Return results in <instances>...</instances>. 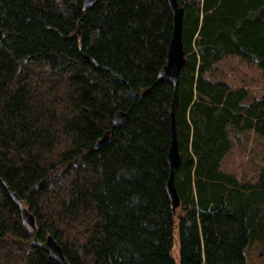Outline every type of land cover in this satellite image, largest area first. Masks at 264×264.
Segmentation results:
<instances>
[{
  "label": "trees",
  "instance_id": "16d2710c",
  "mask_svg": "<svg viewBox=\"0 0 264 264\" xmlns=\"http://www.w3.org/2000/svg\"><path fill=\"white\" fill-rule=\"evenodd\" d=\"M177 2L186 63L173 88L159 77L168 0H0V264H57L11 192L68 264H176L175 227L178 264H246L255 243L264 255V146L256 184L222 171L238 135L264 139V93L246 104V89L210 78L229 57L264 76V0Z\"/></svg>",
  "mask_w": 264,
  "mask_h": 264
},
{
  "label": "water",
  "instance_id": "95a60500",
  "mask_svg": "<svg viewBox=\"0 0 264 264\" xmlns=\"http://www.w3.org/2000/svg\"><path fill=\"white\" fill-rule=\"evenodd\" d=\"M97 0H83V10H88ZM168 7L172 17V32L167 47L164 66L159 72V77L169 83L173 88L179 83V76L186 60L182 44V23L184 10L177 0H168ZM126 116L123 113H117L113 116L112 127L118 128L125 122ZM170 121V143L166 157L168 166V179L165 184V193L170 201L172 211L179 206V198L174 186V173L180 168L181 160L177 146L176 130L173 112L169 116ZM110 132L106 133L96 144V149L106 146L110 141ZM13 204L18 208L21 220L31 230L33 235L32 244L34 247L45 251L49 257L57 264H68L65 261L62 248L52 237H47L43 243H39L36 238L37 229L33 216L20 203V199L15 193H9Z\"/></svg>",
  "mask_w": 264,
  "mask_h": 264
},
{
  "label": "rangeland",
  "instance_id": "374dc122",
  "mask_svg": "<svg viewBox=\"0 0 264 264\" xmlns=\"http://www.w3.org/2000/svg\"><path fill=\"white\" fill-rule=\"evenodd\" d=\"M210 78L228 82L234 88H244L249 92L246 104L264 93V76L256 68L248 67L237 57L220 61L210 73ZM238 139V140H237ZM236 142L225 156L222 171L240 182L256 184L259 179L264 139L256 137L249 131L233 139ZM239 144V145H238ZM261 246L255 243L247 250L246 264H264V255L260 254ZM172 258L178 264L179 245L176 227L173 233Z\"/></svg>",
  "mask_w": 264,
  "mask_h": 264
},
{
  "label": "crops",
  "instance_id": "0c3cea01",
  "mask_svg": "<svg viewBox=\"0 0 264 264\" xmlns=\"http://www.w3.org/2000/svg\"><path fill=\"white\" fill-rule=\"evenodd\" d=\"M253 134H254V133H253ZM238 137H240V135H238ZM237 140H238V139H237ZM236 142H237V141H236ZM236 142L233 141V143H232V147L235 146ZM238 145H239V144H238ZM231 150H232V148H231ZM231 150H230V151H231ZM230 151H229V152H230ZM229 152H228V153H229ZM228 153H227V154H228ZM227 154H226V156H227ZM224 158H225V157H224Z\"/></svg>",
  "mask_w": 264,
  "mask_h": 264
},
{
  "label": "bare ground",
  "instance_id": "6f19581e",
  "mask_svg": "<svg viewBox=\"0 0 264 264\" xmlns=\"http://www.w3.org/2000/svg\"><path fill=\"white\" fill-rule=\"evenodd\" d=\"M172 32V31H171Z\"/></svg>",
  "mask_w": 264,
  "mask_h": 264
}]
</instances>
